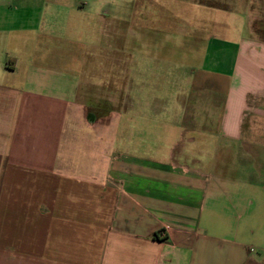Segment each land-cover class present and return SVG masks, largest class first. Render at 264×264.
Listing matches in <instances>:
<instances>
[{
  "label": "crops",
  "instance_id": "0c3cea01",
  "mask_svg": "<svg viewBox=\"0 0 264 264\" xmlns=\"http://www.w3.org/2000/svg\"><path fill=\"white\" fill-rule=\"evenodd\" d=\"M121 3L0 0V264H264V42L202 36L193 68L183 0ZM85 13L129 51L119 94L46 90L49 40Z\"/></svg>",
  "mask_w": 264,
  "mask_h": 264
},
{
  "label": "rangeland",
  "instance_id": "374dc122",
  "mask_svg": "<svg viewBox=\"0 0 264 264\" xmlns=\"http://www.w3.org/2000/svg\"><path fill=\"white\" fill-rule=\"evenodd\" d=\"M114 1L122 4V0ZM114 1L104 0V4L108 6ZM183 2V9L180 12L183 14V18L177 22V26L183 32V38L185 39L187 36L190 39L191 34L201 31L198 42H194L192 39L186 42L187 46L192 47L189 49L190 55H183V58L186 57L185 60L191 62L193 68H198L204 53L203 48L201 49L204 42L203 38L200 39L202 36L235 38L247 34V36L264 42V0H183ZM55 9L59 10V7ZM86 12H90L89 7L86 8ZM64 14L66 13L64 12ZM89 14L71 15V17H67V21L66 17H62L61 21L73 23V25L61 24V29L56 30L59 32H56L53 39L49 40L52 49L48 58L49 62H52L50 68L53 71L49 73V76L55 84L61 85L64 89L61 91L60 88H47L46 90L49 92H63L70 97V90L72 91V88L78 85L81 86L82 92H89L96 96L99 94H119L124 91L126 87V61L129 51L125 46L119 48L116 41L105 36H100L101 45H98L100 39L95 28L98 29L99 22ZM119 24H121L123 32L119 39L121 42L122 39H124L123 41L126 39V24L121 23V21ZM89 26L93 28L92 31L85 28ZM239 31L245 34H238ZM95 37H97V44H95ZM84 43L85 45H83ZM169 102L172 100L169 99ZM85 112H81V116H85ZM96 114L100 116L98 113ZM81 118L75 113L71 118L74 124V132H71V137L75 149L78 145H84L83 142L87 139V135L77 127ZM149 132L152 133V137L158 135L157 132L154 133L155 130ZM233 198L235 199L233 193L217 197L216 202H218L219 207L225 209H217L216 212L227 215L233 226L242 225L246 220L245 212L247 213L249 210L233 209ZM245 228L254 231L248 241L253 246V253L264 260V235L258 233V228H260L258 220Z\"/></svg>",
  "mask_w": 264,
  "mask_h": 264
}]
</instances>
